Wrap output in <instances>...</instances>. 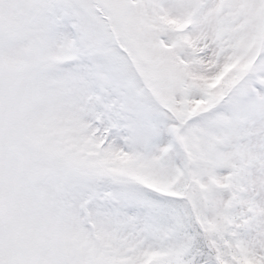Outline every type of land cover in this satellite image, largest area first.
<instances>
[{
    "label": "snow or ice",
    "instance_id": "obj_1",
    "mask_svg": "<svg viewBox=\"0 0 264 264\" xmlns=\"http://www.w3.org/2000/svg\"><path fill=\"white\" fill-rule=\"evenodd\" d=\"M0 264H264V0H0Z\"/></svg>",
    "mask_w": 264,
    "mask_h": 264
}]
</instances>
